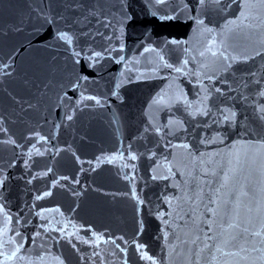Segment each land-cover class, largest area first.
<instances>
[{"label":"water","instance_id":"obj_1","mask_svg":"<svg viewBox=\"0 0 264 264\" xmlns=\"http://www.w3.org/2000/svg\"><path fill=\"white\" fill-rule=\"evenodd\" d=\"M4 65L0 264H264V0H0Z\"/></svg>","mask_w":264,"mask_h":264},{"label":"snow or ice","instance_id":"obj_2","mask_svg":"<svg viewBox=\"0 0 264 264\" xmlns=\"http://www.w3.org/2000/svg\"><path fill=\"white\" fill-rule=\"evenodd\" d=\"M215 2L219 3L220 0H215ZM199 3L201 5H203L205 3V0H199ZM241 15H243V13H241ZM160 19H161V21H168V20L175 19V17H172V16H161ZM200 23H203V21H200ZM58 38L60 40L65 41L68 44L72 43V37L70 35H68L67 33H60ZM173 43H176V41H173ZM257 54L259 55V53H257ZM75 55L79 56L80 54L79 53H75ZM95 55L99 56L100 54L96 53ZM212 55L216 56L217 53L216 52H212ZM219 55H221L225 60L228 59V57L225 56L223 52H221ZM233 59H235V58H233ZM77 62H79V61H77ZM7 67H8L7 65L0 66V68H7ZM176 71H180V69L177 68ZM0 74L9 75L10 73H8L7 71H2V72H0ZM253 75H255V74L253 73ZM256 83L259 84V83H261V81L257 80ZM216 91L219 92L220 89L217 88ZM259 95L264 97V90H260L259 91ZM97 103H99V101H97ZM261 112H264V107L261 108ZM231 116H232V118H234L235 117V113H232ZM69 119H71V117H69ZM226 119H228V117H226ZM261 119H264V116H261ZM11 142L15 143L14 141H11ZM129 158L132 159V160H135L136 156L133 155V156H130ZM3 183H4V181L0 180V186H2ZM50 194H51L50 192L44 193L45 196L50 195ZM42 198H43L42 196H37V199H42ZM0 211H2V205H0ZM4 215L7 217V219H9V220L11 219V216L8 213L5 212ZM37 235H39V233H37ZM255 235L260 236V235H262V232H257V233H255ZM97 239H99V237H97ZM113 243H115V241H113ZM138 247H140V246L138 245ZM19 251H20V248L17 247V249L12 253V256H15L17 254V252H19ZM217 251H221V249L218 248ZM224 254L227 255L228 253H224ZM148 259H151V258L148 257ZM61 264H63V262H61ZM152 264H155V261H152Z\"/></svg>","mask_w":264,"mask_h":264}]
</instances>
